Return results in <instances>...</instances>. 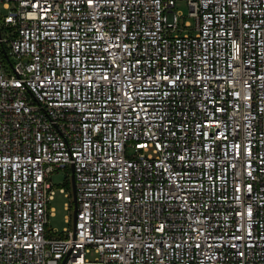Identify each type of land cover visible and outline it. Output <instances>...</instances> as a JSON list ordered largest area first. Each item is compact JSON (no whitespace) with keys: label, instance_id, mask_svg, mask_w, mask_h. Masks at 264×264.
I'll return each instance as SVG.
<instances>
[{"label":"built area","instance_id":"obj_1","mask_svg":"<svg viewBox=\"0 0 264 264\" xmlns=\"http://www.w3.org/2000/svg\"><path fill=\"white\" fill-rule=\"evenodd\" d=\"M0 264H264V0H0Z\"/></svg>","mask_w":264,"mask_h":264},{"label":"rangeland","instance_id":"obj_2","mask_svg":"<svg viewBox=\"0 0 264 264\" xmlns=\"http://www.w3.org/2000/svg\"><path fill=\"white\" fill-rule=\"evenodd\" d=\"M176 10H180L184 14L186 20L194 22V19L189 16V6L185 1H178L176 5ZM184 19L181 18V22ZM70 169H60L51 174V182L56 186V194L54 200L51 202V207L55 209V215L50 218V232L55 234V231L61 233L64 229L73 226L74 208L67 209V203L73 202V198L66 197L65 194L60 192V188L65 186L69 181ZM67 187V186H66ZM70 190V188H68ZM67 216H70L71 222H68ZM57 236V234H55Z\"/></svg>","mask_w":264,"mask_h":264},{"label":"water","instance_id":"obj_3","mask_svg":"<svg viewBox=\"0 0 264 264\" xmlns=\"http://www.w3.org/2000/svg\"><path fill=\"white\" fill-rule=\"evenodd\" d=\"M72 189H73V199H74V221L76 219V214H77V199H76V187H75V179H74V174H73V169H72Z\"/></svg>","mask_w":264,"mask_h":264},{"label":"trees","instance_id":"obj_4","mask_svg":"<svg viewBox=\"0 0 264 264\" xmlns=\"http://www.w3.org/2000/svg\"><path fill=\"white\" fill-rule=\"evenodd\" d=\"M66 186H67V188H70V179H69V181L66 183V185L64 187H66Z\"/></svg>","mask_w":264,"mask_h":264}]
</instances>
